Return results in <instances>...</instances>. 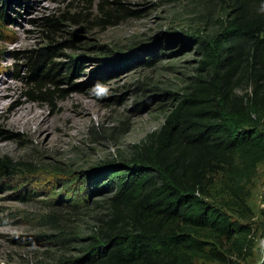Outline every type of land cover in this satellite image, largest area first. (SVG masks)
Masks as SVG:
<instances>
[{
	"label": "rangeland",
	"instance_id": "1",
	"mask_svg": "<svg viewBox=\"0 0 264 264\" xmlns=\"http://www.w3.org/2000/svg\"><path fill=\"white\" fill-rule=\"evenodd\" d=\"M118 1L124 9L112 0H0V161L13 170L0 178V264H60L101 241L112 191L98 189L96 175L130 162L196 77L214 72L201 41L225 25L227 1ZM54 12L67 17L47 31ZM50 45L61 78L42 86L55 90L50 99L30 101L31 65ZM247 189L251 213L240 220L252 227L251 253L228 255L239 264L263 254L264 159ZM211 191L226 199L219 176Z\"/></svg>",
	"mask_w": 264,
	"mask_h": 264
},
{
	"label": "trees",
	"instance_id": "2",
	"mask_svg": "<svg viewBox=\"0 0 264 264\" xmlns=\"http://www.w3.org/2000/svg\"><path fill=\"white\" fill-rule=\"evenodd\" d=\"M220 1L228 4L226 23L201 41L213 74L196 77L130 162L109 164L96 175V187L112 191L101 241L60 264H201L198 258L239 264L228 255L244 259L251 253L252 227L240 219L251 213L247 184L264 159V0ZM111 3L124 9L118 0ZM5 8L0 5L1 18ZM65 17L46 16L45 29L61 28ZM56 47L39 55L52 59L48 65L39 58L31 65L36 79L25 92L30 101L55 92L42 86L61 78ZM244 80L249 90L236 92ZM11 172L0 161V178ZM217 176L226 196L221 203L211 191ZM233 209L238 219L231 217ZM254 264H264V246Z\"/></svg>",
	"mask_w": 264,
	"mask_h": 264
},
{
	"label": "bare ground",
	"instance_id": "3",
	"mask_svg": "<svg viewBox=\"0 0 264 264\" xmlns=\"http://www.w3.org/2000/svg\"><path fill=\"white\" fill-rule=\"evenodd\" d=\"M263 246H264V244H263Z\"/></svg>",
	"mask_w": 264,
	"mask_h": 264
}]
</instances>
